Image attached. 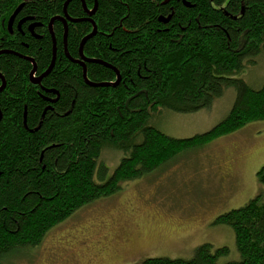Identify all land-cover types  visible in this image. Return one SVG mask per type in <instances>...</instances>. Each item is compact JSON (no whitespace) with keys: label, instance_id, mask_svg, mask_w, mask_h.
I'll return each instance as SVG.
<instances>
[{"label":"trees","instance_id":"obj_1","mask_svg":"<svg viewBox=\"0 0 264 264\" xmlns=\"http://www.w3.org/2000/svg\"><path fill=\"white\" fill-rule=\"evenodd\" d=\"M66 1L0 0V49L8 50L0 55L8 81L0 92V264L15 251L39 246L51 228L115 193L122 182L264 119V83L254 88L238 76L264 54V0H97L91 18L98 30L83 53L116 67L121 80L116 86L97 85L115 82L117 74L103 63L86 62L88 79L96 84L86 82L83 66L65 53L63 23L55 21L56 59L41 83L59 92L50 106L36 92L33 63L25 56L35 60L38 73L49 67V22L63 14ZM85 2L94 7L95 0ZM21 4L11 34L8 20ZM67 12L88 17L81 0H70ZM170 14L167 22L159 19ZM20 19H27L24 34L16 26ZM92 28L89 20L68 22L72 58H79L80 43ZM227 86L236 89L235 101L210 130L177 138L152 124L162 109L188 113L210 106ZM107 148L123 153L110 176L100 160ZM258 176L264 183V167ZM214 223L233 229L238 259L220 262L228 248L213 250L203 243L190 259L149 257L140 264H264L259 196L218 215Z\"/></svg>","mask_w":264,"mask_h":264},{"label":"rangeland","instance_id":"obj_2","mask_svg":"<svg viewBox=\"0 0 264 264\" xmlns=\"http://www.w3.org/2000/svg\"><path fill=\"white\" fill-rule=\"evenodd\" d=\"M238 76L254 88L261 87L264 54L256 63H247ZM235 98L236 89L227 86L210 106L188 113L162 109L152 124L177 138L204 133L227 116ZM122 157L114 148L103 151L100 160L109 168L108 176ZM263 167L264 119L122 182L115 193L84 205L51 228L39 246L15 251L4 263L140 264L149 257L190 259L203 243H210L213 250L228 248L220 262L238 259L233 229L214 221L257 196L264 201V183L258 176ZM135 220L141 236L127 240L125 229L135 237ZM96 247L103 249L101 259L92 253Z\"/></svg>","mask_w":264,"mask_h":264},{"label":"water","instance_id":"obj_3","mask_svg":"<svg viewBox=\"0 0 264 264\" xmlns=\"http://www.w3.org/2000/svg\"><path fill=\"white\" fill-rule=\"evenodd\" d=\"M69 1H70V0H67V1L65 2V4H64V11H63V14H61V15H57V16H54V17L51 18L50 23H49V27H50V31H51V33L53 34L52 25H53V23H54L55 21H61V22H63V23H64V26H65V32H64L65 52H66L67 56H68L72 61H74V62H76V63H79L80 65L83 66V77H84V79L86 80V82H88V83H90V84H96V83H92V82L88 79L86 62H100V63L105 64L106 66L112 67V68L115 70V72H116V74H117V80H116L115 82H101V83H99V84H97V85H108V86L113 85V86H116V85L119 83L120 79H121V75H120L119 70H118L116 67H114L113 65H111V64H109V63H107V62H105V61H102V60H100V59L87 58V57L84 55V53H83V46H84L85 42H86L89 38H91L92 36H94V35L96 34V32H97V25H96L95 21L91 18V16L95 13V11H96V9H97V7H98V2H97V0H95L94 7H93L92 9H89V8H88V6H87L85 0H81V1H82V4H83V7H84V9H85V11H86V13L88 14V17H84V18H73V17H71V16L68 14V12H67V6H68ZM21 7H22V4L19 5V6L16 8L15 12H14V13L10 16V18H9V21H8V27H9L10 31H11V27H12V25H13V23H14V20H15L16 14H17L18 11L21 9ZM170 17H171L170 15H169L168 17H163V16H161V17H159V19H160L161 21H163V22H167V21L170 19ZM82 20H89V21H91L92 24H93V29H92L91 32H89L87 35H85V36L83 37V39H82V41H81V43H80V47H79L80 58L75 59V58H72V57H71V55L69 54V51H68V49H67V36H68V26H67V23H68V21H71V22H79V21H82ZM34 25H35V24H31V27H30L31 31L33 30V26H34ZM53 36H54V35H53ZM53 44H54V51H53L52 62H51V64L49 65V67L46 69V71H45L44 73H42L41 76H39V77L34 78V77H35L34 74H35L36 69H37V67H36V65H35V61H34V59H33L32 57H27V56H25L26 59L32 61L33 64H34V68L31 70V73H30V77H31V81H32V82H34V83H40L41 79H42L45 75H47V74L51 71V69L53 68L54 63H55V59H56V40H55V38H54V43H53ZM1 52H8V50H3V51H1ZM5 83H6L5 79H3V84H2V86L0 87V90H1V88H3V86L5 85ZM53 91H55V93H58L57 90H53Z\"/></svg>","mask_w":264,"mask_h":264},{"label":"flooded vegetation","instance_id":"obj_4","mask_svg":"<svg viewBox=\"0 0 264 264\" xmlns=\"http://www.w3.org/2000/svg\"><path fill=\"white\" fill-rule=\"evenodd\" d=\"M171 0H164L163 1V3H168V2H170ZM178 1V0H177ZM184 1V0H183ZM21 20V21H20ZM20 20H16V22H17V24H16V26H17V29H18V31H20L22 34H24V30H23V24L26 22V20L27 19H20ZM19 21H20V23H19ZM169 21V20H168ZM15 22V23H16ZM69 22V21H68ZM63 23V22H62ZM63 25H64V23H63ZM30 26V25H29ZM67 26H68V23H67ZM35 27H36V25H34L33 26V31H34V29H35ZM29 30H30V28H29ZM10 31V30H9ZM33 31H31L30 30V32L32 33V34H34L35 33V31H34V33H33ZM10 33L11 34H14V29L12 30V31H10ZM36 37H37V35H35ZM39 37V36H38ZM3 50H5V49H0V55L1 54H3V53H6V52H1V51H3ZM27 57H30V56H27ZM79 58H80V56H79ZM87 58H90V57H87ZM78 59V58H77ZM30 61V60H29ZM35 61V60H34ZM36 67H37V65H36ZM46 71V70H45ZM45 71H43V72H41V73H38V71H37V69H36V72H35V77L34 78H36V77H39V76H41V74L42 73H44ZM0 87L2 86V84H3V79H5V81H6V83H5V85L3 86V88H1V90H0V92L2 91V90H7V88H8V81H7V79L5 78V76H4V74L1 72V70H0ZM44 78V77H43ZM43 78L41 79V81H40V83H34L33 82V84H34V86H35V90H36V92L39 94V95H41V96H44L45 98H46V100H47V102H50V106L53 104V103H56L57 102V100H58V98L60 97V95H59V92L58 93H55V91H53V90H55V89H53V88H45L44 86H42V80H43ZM42 90H44V91H42ZM49 94H51V95H49ZM53 94V95H52ZM3 118V112H2V109H1V107H0V120ZM126 232H130V234H126ZM131 232H132V230L130 229L129 231L127 230V229H125V234H124V236H125V238L127 239V240H135L136 238H139L140 236H141V233H140V231H139V223H137V220H135V237H133V235L131 234ZM107 237H109V234H107L106 236H105V238H107ZM103 252V249L102 248H95V251H92V253L93 254H96V256L97 257H99V259H101L102 258V253ZM101 254V255H100Z\"/></svg>","mask_w":264,"mask_h":264},{"label":"bare ground","instance_id":"obj_5","mask_svg":"<svg viewBox=\"0 0 264 264\" xmlns=\"http://www.w3.org/2000/svg\"><path fill=\"white\" fill-rule=\"evenodd\" d=\"M15 10H16V9H15ZM15 10H14V12H15ZM14 12H13V13H14ZM13 13H12V14H13ZM16 15H17V14H16ZM170 16H171V14H170ZM167 17H168V16H167ZM49 23H50V22H49ZM53 24H54V23H53ZM30 27H31V26H30ZM64 27H65V26H64ZM8 28H9V27H8ZM9 30H10V29H9ZM49 30H50V27H49ZM52 30H53V25H52ZM11 31H12V27H11ZM50 32H51V31H50ZM51 34H52V33H51ZM53 35H54V33L52 34L53 43H54V38H55V37H54ZM53 51H54V44H53ZM65 53H66V52H65ZM120 75H121V74H120ZM0 79H1V78H0ZM116 80H117V79H116ZM120 80H121V79H120Z\"/></svg>","mask_w":264,"mask_h":264}]
</instances>
